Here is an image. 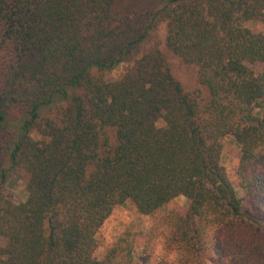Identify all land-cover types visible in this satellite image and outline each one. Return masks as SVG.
I'll return each instance as SVG.
<instances>
[{
  "label": "trees",
  "instance_id": "trees-1",
  "mask_svg": "<svg viewBox=\"0 0 264 264\" xmlns=\"http://www.w3.org/2000/svg\"><path fill=\"white\" fill-rule=\"evenodd\" d=\"M118 3L0 0V260L111 264L117 248L96 250L116 206L151 215L183 195L185 210L148 228L142 264H264V0ZM161 23L205 96L156 45L136 53ZM227 137L246 202L222 164ZM16 168L27 173L18 203L5 192Z\"/></svg>",
  "mask_w": 264,
  "mask_h": 264
},
{
  "label": "rangeland",
  "instance_id": "rangeland-1",
  "mask_svg": "<svg viewBox=\"0 0 264 264\" xmlns=\"http://www.w3.org/2000/svg\"><path fill=\"white\" fill-rule=\"evenodd\" d=\"M158 0H118V6L122 10L129 11L132 9H145L153 6ZM252 31L263 30V24L260 21L246 22ZM166 26L165 23L158 25L151 34V39L142 43L137 49L136 53L140 54L156 45L165 56L173 76L180 81L186 90H194L201 88L203 96L206 95V89L200 87L197 81V69L192 64L183 63L178 56H176L165 44ZM136 54V55H137ZM130 65V62H124L116 68L106 71L103 77L107 80H114L119 78L125 69ZM258 65H255L256 69ZM157 126H163L164 120L159 118L157 120ZM239 159V148L233 142V140L227 137L224 140L222 149V164L227 171V174L235 187V191L238 197L242 198L244 202L247 199L244 198L246 190L238 183V177L236 174V168ZM27 173L25 170L16 168L9 171L7 183H6V196L11 199L12 202L18 203L26 199L27 190ZM188 200L183 195H178L167 202L159 211L151 215H144L137 211L136 207L130 200L125 201L123 204L116 206L110 216L105 220L103 225L98 231L99 245L96 250L98 258L104 257L109 249L115 247L116 256L111 264H142L139 254L145 244H152L148 228L154 225L158 221V218L164 213L172 210H185L187 208ZM150 232V231H149ZM155 241L156 251L160 250V237L158 236ZM159 239V241H158ZM3 243L0 237V244ZM127 244L131 245V251L133 257L129 260L127 254ZM0 264H3L0 260Z\"/></svg>",
  "mask_w": 264,
  "mask_h": 264
}]
</instances>
